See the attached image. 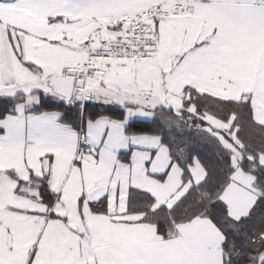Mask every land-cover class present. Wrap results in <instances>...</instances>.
<instances>
[{"label": "snow or ice", "instance_id": "1", "mask_svg": "<svg viewBox=\"0 0 264 264\" xmlns=\"http://www.w3.org/2000/svg\"><path fill=\"white\" fill-rule=\"evenodd\" d=\"M0 264H264V0H0Z\"/></svg>", "mask_w": 264, "mask_h": 264}]
</instances>
